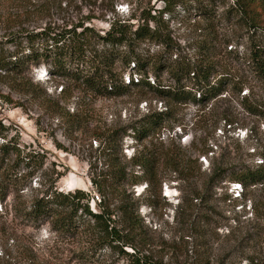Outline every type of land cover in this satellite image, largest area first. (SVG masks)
I'll use <instances>...</instances> for the list:
<instances>
[{
  "label": "rangeland",
  "instance_id": "1",
  "mask_svg": "<svg viewBox=\"0 0 264 264\" xmlns=\"http://www.w3.org/2000/svg\"><path fill=\"white\" fill-rule=\"evenodd\" d=\"M234 1L226 0L212 12L206 0L174 6L165 0H0V59L27 54V34L47 30L52 36L86 23L104 37L116 21L135 29L145 20L168 44L138 41L134 48L139 59H209L220 73L235 75L244 90L241 95L229 91L227 98L209 104L191 98L176 101L155 91L177 87L169 74L147 67L145 77L155 90L141 85L108 98L83 90L70 75L52 76L45 64L30 66L23 79L0 70V94L12 100L8 104L0 99V124L6 128L1 133L38 153L32 166L40 168L24 191L11 188L0 202V264H128L106 246L95 245L92 236L60 234L50 221L21 216L50 186L63 193L84 191L97 212L102 196L91 180L112 176L121 167L130 179L140 178L138 185L129 179L126 189L138 208L137 220L150 240L147 250L154 262L264 264V184L247 186L252 218L223 206L232 172L256 169L264 155V83L246 62L260 45L259 33L249 17L226 14ZM49 45L55 49L53 42ZM118 50L129 51L126 44ZM115 71L125 80L133 74L120 61ZM244 94L258 108L257 115L244 109ZM157 113L167 115L137 142L135 129L150 125L149 117ZM226 115L237 123L231 129L223 120ZM134 156L146 158V170L134 166ZM204 156L209 168L201 162ZM168 157L178 160V171L167 164ZM189 166L193 175L178 179ZM216 166L229 170L208 189ZM149 172L157 176L150 186L145 181ZM112 196L111 209L116 211L119 198Z\"/></svg>",
  "mask_w": 264,
  "mask_h": 264
},
{
  "label": "trees",
  "instance_id": "2",
  "mask_svg": "<svg viewBox=\"0 0 264 264\" xmlns=\"http://www.w3.org/2000/svg\"><path fill=\"white\" fill-rule=\"evenodd\" d=\"M186 1L188 0H165V3L168 6H174L184 4ZM206 1L213 12V10H218L219 5L223 6L226 0ZM226 14L236 17L240 15L241 18L249 17L250 25L259 33L260 45L254 48L246 62L248 70L264 83V0H235ZM47 32L43 30L27 34L25 37L28 53L11 59V61L0 59V70L5 71L6 74L14 73L23 79L21 76L30 66L45 64L52 76L70 75L83 90L93 93L96 97L119 96L130 87L141 85H145L149 90H155L145 77L147 67H152L157 73L166 71L169 74L177 87L173 90L170 88L155 91L161 96H170L176 101L191 98L194 103L209 104L220 96L227 98L229 91L238 95L243 94L244 91L241 86L242 82L237 81L235 75L226 73L227 71L220 73L217 64L209 59L200 62L176 59L172 63L165 59H155V61L154 59H139L134 48L138 41L149 40L168 44L162 39L159 29L150 27L149 22L145 20L135 29H132V26L126 22L116 21L104 37L96 34L94 28L86 23L72 25L58 33L50 32L52 36H48ZM49 42L54 43L55 49L49 45ZM37 43L40 47L36 49ZM123 44L128 47V52L118 50ZM118 61L133 71L129 77V84L126 83L124 76L120 77L115 71ZM133 75L139 76L137 83ZM186 84L192 86V91L187 90L189 86ZM18 86L23 85L18 83ZM0 99L5 103H12L10 96L0 94ZM242 105L250 114L259 113L258 108L249 102L246 94L242 95ZM166 115L167 113L152 115L149 117L150 125L135 129L137 142L146 139L151 129L157 126ZM223 120L231 126L230 128L237 124L235 120L229 119L228 115ZM4 130L6 128L1 125L0 138L4 139V142L0 145V202L6 200L11 188L18 193L24 191L40 169L32 166V161L38 153L27 151V147L21 146L13 139L7 140V136L1 133ZM111 138L108 137L107 140ZM168 158L167 164L175 172L178 171L180 165L178 160L174 157ZM144 159L146 158L142 156H134V166L146 170L148 163ZM155 161L154 158L150 161L152 170H154ZM20 169L28 171L21 174ZM228 170L216 166L208 179V189H211L213 184ZM185 172H183L185 175L178 179L182 180L193 175V169L190 166ZM232 177L233 181L241 182L245 187L263 185L264 155L262 163L256 169L245 168L244 171L238 173L232 172ZM129 179L125 168L121 167L112 176L105 175L91 180L92 185L99 190L102 196V198L98 197L97 212L93 211L86 202L88 195L84 191L63 193L53 191L50 186L42 197L34 199L29 208L21 212V216L28 221H50L52 230L60 234L80 232V234L92 236L95 245L106 246L113 253L124 258L128 264H161L154 262L152 254L147 250L150 247V240L144 235L143 224L137 220L138 208H134L130 202L126 189ZM131 179L134 184L138 185L140 182L139 177ZM156 179L157 176L149 172L148 179L145 181L149 182L150 186ZM112 195L119 198L120 203L116 211L111 209L114 198ZM127 249L132 251L129 252Z\"/></svg>",
  "mask_w": 264,
  "mask_h": 264
},
{
  "label": "built area",
  "instance_id": "3",
  "mask_svg": "<svg viewBox=\"0 0 264 264\" xmlns=\"http://www.w3.org/2000/svg\"><path fill=\"white\" fill-rule=\"evenodd\" d=\"M134 75V81L137 83L139 81V76L135 78ZM126 83H130V78H126ZM226 123V122H225ZM227 125V124H226ZM228 126V125H227ZM231 126H229V129ZM218 149V147L216 146ZM208 154L210 156L214 155V151H210ZM212 154V155H211ZM201 162L204 165V168H209V160L208 157L204 156L201 158ZM262 163V162H261ZM259 163V165L261 164ZM256 186V185H255ZM246 189L241 182L238 181H232L229 183L228 188L226 190V195L223 199V206L227 207V209H231L235 214H242L245 219H249L253 217V205L251 201L246 199ZM247 200V201H245ZM232 221H235V218H233Z\"/></svg>",
  "mask_w": 264,
  "mask_h": 264
}]
</instances>
